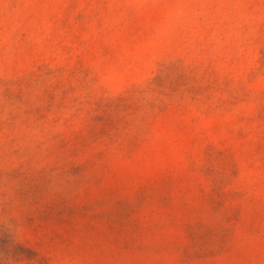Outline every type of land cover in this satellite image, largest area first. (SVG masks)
<instances>
[{
	"label": "rangeland",
	"instance_id": "1",
	"mask_svg": "<svg viewBox=\"0 0 264 264\" xmlns=\"http://www.w3.org/2000/svg\"><path fill=\"white\" fill-rule=\"evenodd\" d=\"M0 264H264V0H0Z\"/></svg>",
	"mask_w": 264,
	"mask_h": 264
}]
</instances>
